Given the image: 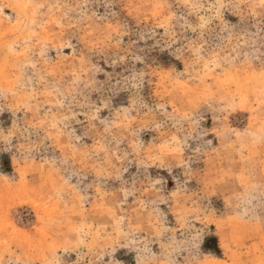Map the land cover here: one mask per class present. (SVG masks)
<instances>
[{
	"label": "rangeland",
	"instance_id": "rangeland-1",
	"mask_svg": "<svg viewBox=\"0 0 264 264\" xmlns=\"http://www.w3.org/2000/svg\"><path fill=\"white\" fill-rule=\"evenodd\" d=\"M0 264H264V0H0Z\"/></svg>",
	"mask_w": 264,
	"mask_h": 264
}]
</instances>
